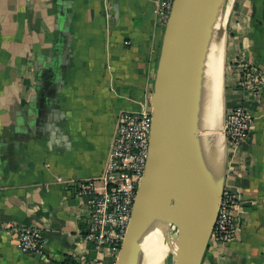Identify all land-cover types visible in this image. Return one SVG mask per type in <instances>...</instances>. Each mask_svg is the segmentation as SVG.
Returning <instances> with one entry per match:
<instances>
[{"label": "crops", "instance_id": "obj_1", "mask_svg": "<svg viewBox=\"0 0 264 264\" xmlns=\"http://www.w3.org/2000/svg\"><path fill=\"white\" fill-rule=\"evenodd\" d=\"M158 1L0 0V264L90 256L89 209L67 185L103 173L121 111L151 105L165 30ZM219 28L222 127L241 104L255 124L238 146L221 132L238 231L210 241L202 264H264V84L255 97L234 69L245 60L264 73V0H227ZM22 228L41 232V255L21 251Z\"/></svg>", "mask_w": 264, "mask_h": 264}, {"label": "water", "instance_id": "obj_2", "mask_svg": "<svg viewBox=\"0 0 264 264\" xmlns=\"http://www.w3.org/2000/svg\"><path fill=\"white\" fill-rule=\"evenodd\" d=\"M227 0H175L167 21L150 99V156L117 264H143L162 201L174 206L171 264H202L225 190L216 184L209 146L207 76L211 37ZM225 125V121H224ZM224 125L222 132L225 135ZM226 138V136H225Z\"/></svg>", "mask_w": 264, "mask_h": 264}, {"label": "built area", "instance_id": "obj_3", "mask_svg": "<svg viewBox=\"0 0 264 264\" xmlns=\"http://www.w3.org/2000/svg\"><path fill=\"white\" fill-rule=\"evenodd\" d=\"M175 0H159L156 14L159 23L166 27ZM234 69L237 85L258 97L264 84V73L247 61L239 60ZM255 124L250 109L238 105L225 118L224 131L227 142L233 145L245 143ZM152 107L144 102L137 111H121L110 144V151L103 173L95 178L68 183L88 206L90 222L85 235L92 245L89 257L67 264H117L122 244L131 221L138 187L146 173L150 156ZM57 178V182H63ZM239 207L237 197L224 190L211 241L231 242L238 231L235 213ZM18 245L28 255H41L44 241L37 229L19 230Z\"/></svg>", "mask_w": 264, "mask_h": 264}, {"label": "bare ground", "instance_id": "obj_4", "mask_svg": "<svg viewBox=\"0 0 264 264\" xmlns=\"http://www.w3.org/2000/svg\"><path fill=\"white\" fill-rule=\"evenodd\" d=\"M221 15L217 17L214 30L211 37V44L209 50V63L207 76L210 83V93L205 98V104L210 113V128L213 130L211 135L210 154L212 160L213 172L218 185L221 169L223 165V146L221 141L222 132V109L219 102V95L223 87V44L219 40V21ZM165 198L161 205L159 212L153 223L151 235L147 240L145 246V256L143 264H165L166 258L172 248V245L165 243L169 237V224L171 220H176L174 206H167Z\"/></svg>", "mask_w": 264, "mask_h": 264}, {"label": "rangeland", "instance_id": "obj_5", "mask_svg": "<svg viewBox=\"0 0 264 264\" xmlns=\"http://www.w3.org/2000/svg\"><path fill=\"white\" fill-rule=\"evenodd\" d=\"M175 221V220H174ZM176 233V229H175V224L173 222V220H171L170 224H169V237L165 240V243L167 242V244H171L173 243L172 245V248L169 252V255L168 257L166 258V263L165 264H171L172 263V251L174 249V246H175V241H174V234Z\"/></svg>", "mask_w": 264, "mask_h": 264}]
</instances>
